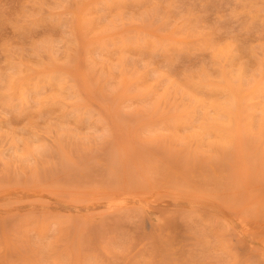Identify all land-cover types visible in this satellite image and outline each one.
<instances>
[{
	"label": "rangeland",
	"instance_id": "374dc122",
	"mask_svg": "<svg viewBox=\"0 0 264 264\" xmlns=\"http://www.w3.org/2000/svg\"><path fill=\"white\" fill-rule=\"evenodd\" d=\"M0 264H264V0H0Z\"/></svg>",
	"mask_w": 264,
	"mask_h": 264
}]
</instances>
